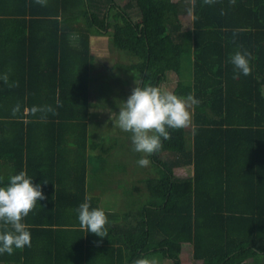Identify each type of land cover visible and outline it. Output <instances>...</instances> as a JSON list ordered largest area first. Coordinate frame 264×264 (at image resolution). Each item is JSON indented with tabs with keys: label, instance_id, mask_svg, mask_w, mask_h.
<instances>
[{
	"label": "trees",
	"instance_id": "1",
	"mask_svg": "<svg viewBox=\"0 0 264 264\" xmlns=\"http://www.w3.org/2000/svg\"><path fill=\"white\" fill-rule=\"evenodd\" d=\"M105 33L111 50L134 59L114 68L136 73L141 86H170L174 77V94L199 101L190 126L147 157V192L140 181L137 196L117 185L125 201L115 211L103 206L113 191L103 175L124 143L91 142L89 131L98 79L91 38ZM237 50L252 53V70L234 79ZM0 167L8 170L0 186L26 171L46 183L47 197L24 221L31 247L0 255V264H133L157 255L181 264L185 244L202 264H264V0H0ZM183 168L192 174L177 175ZM91 173L100 183L93 195ZM86 198L105 211L107 237L81 228Z\"/></svg>",
	"mask_w": 264,
	"mask_h": 264
},
{
	"label": "clouds",
	"instance_id": "2",
	"mask_svg": "<svg viewBox=\"0 0 264 264\" xmlns=\"http://www.w3.org/2000/svg\"><path fill=\"white\" fill-rule=\"evenodd\" d=\"M215 2L216 0H204L208 5ZM231 2L234 3L235 0ZM252 60L251 52L235 51L230 56L235 71L233 78H239L240 74L249 75ZM2 78L5 83L8 82L7 74ZM135 84L127 101L121 102L115 126L131 134L133 151L142 154L137 164L147 167L151 163L147 157L162 149L163 142L171 138L172 131L190 126V109L199 104V101L191 94L179 96L166 91L163 86H141L137 80ZM44 184L46 183L35 184L26 171H21L10 176L7 184L0 186V255H11L16 249L31 247V232L29 225L24 221L40 201L47 199L43 193ZM77 213L82 229L100 238L107 237L108 218L102 208H92L86 198L77 208ZM133 264L158 262L148 256H141L135 259Z\"/></svg>",
	"mask_w": 264,
	"mask_h": 264
},
{
	"label": "rangeland",
	"instance_id": "3",
	"mask_svg": "<svg viewBox=\"0 0 264 264\" xmlns=\"http://www.w3.org/2000/svg\"><path fill=\"white\" fill-rule=\"evenodd\" d=\"M178 1V0H174ZM128 0H117L118 5L124 7ZM187 17L182 18L185 24V30L188 29V25L191 21L189 14ZM112 33H105V35H94L91 38L92 53L97 56L98 61L96 62V69L93 72L98 79L97 82L92 86V92L94 101L91 104V121L89 123L90 140L91 142L99 141L102 139H109L110 136L119 137V140H123V146L119 147L116 152L111 155L109 159V166L107 169L108 175L104 176L105 185L110 183L112 190L106 195H103L102 202L104 208L110 211L119 210V204L124 203V199L120 200V194L115 190L117 185L125 190L122 191L123 195H128L126 189H129L130 193L133 192L136 195L134 187L137 181L141 184H137V187L142 188V193H146V187L142 183L143 179L147 175L145 170L147 167L138 166L135 160L133 152V144L131 138L127 136L130 133L123 132L119 127L115 126L118 119L117 114L119 113V107L122 106L121 102H126L127 98L131 95L132 89L136 86L135 81L139 83L138 75L134 72L128 73L124 70L114 68L115 64L129 65L134 61L130 56L119 53L116 50H111ZM175 78H172V84L170 86L163 85V88L167 91H173L176 83ZM115 81V83L113 82ZM112 88V90H110ZM131 146L129 151L128 146ZM141 154V153H140ZM135 158V159H134ZM177 175L184 177L192 174L191 168L178 169ZM1 179L5 180L8 178V170L5 167H0ZM116 177L117 179H115ZM109 185V184H108ZM100 186L96 175L91 173L88 176L87 190L89 195H93V188L96 190ZM129 186V187H128ZM137 196V195H136ZM135 197V196H134ZM144 196H141L142 199ZM185 244L183 246V252L180 256L183 264H197L194 262L192 257V247ZM152 259L157 260L158 264H173V261L168 260L163 255H157Z\"/></svg>",
	"mask_w": 264,
	"mask_h": 264
},
{
	"label": "crops",
	"instance_id": "4",
	"mask_svg": "<svg viewBox=\"0 0 264 264\" xmlns=\"http://www.w3.org/2000/svg\"><path fill=\"white\" fill-rule=\"evenodd\" d=\"M95 194L94 195H97V193H98V191H96V192H94ZM168 260H170V259H168ZM193 260V259H192ZM172 261V260H171ZM195 262V261H194ZM197 264H202V262H196ZM173 264H174V262H173ZM181 264H183V262L181 261Z\"/></svg>",
	"mask_w": 264,
	"mask_h": 264
}]
</instances>
